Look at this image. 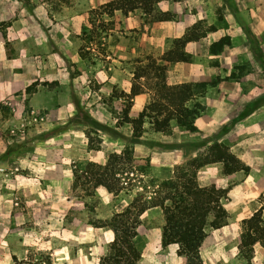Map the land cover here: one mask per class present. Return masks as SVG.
<instances>
[{
	"label": "rangeland",
	"instance_id": "374dc122",
	"mask_svg": "<svg viewBox=\"0 0 264 264\" xmlns=\"http://www.w3.org/2000/svg\"><path fill=\"white\" fill-rule=\"evenodd\" d=\"M46 1L56 12H62V18L65 17L64 11L58 7L67 8L68 18L72 13L77 42L74 58L67 64L69 84L66 89L56 88L53 99L58 103L66 97L74 104V116L65 126L75 121L85 124V136H90L92 145L105 140L102 155L105 158L111 153H121L128 145L133 150L136 143H146L157 147V158L161 159L165 151V143L161 141L172 134L171 125L183 128L176 118L184 109L197 113L199 118L205 111L199 98L209 89L219 88L218 92H221L223 87L229 90L230 83L235 82V90L247 92L250 87L247 78L256 75L249 63L240 58L237 63L234 62L233 54L227 51L231 49L229 38L217 35L216 26L200 19L201 16L214 17L220 33H226V8L222 0H111L100 5L86 4L82 0ZM130 13L132 20H128ZM177 31L180 35H176ZM223 38L229 45L224 46L220 53L211 54V45ZM10 49V44L6 43L8 57L13 54ZM252 59L257 61L254 57ZM258 59L264 60V54ZM179 65L181 67H177ZM197 67L203 72L205 67L209 68L212 78L205 82H190L188 77ZM257 75L264 76V70L261 69ZM181 76L186 77L185 82L179 81ZM201 83L209 84L201 95H194L202 90L196 87ZM34 88L35 84L26 90V94H31ZM136 98L138 104H135ZM3 106L7 109V123L4 120L0 124H7L1 133L4 144H9L6 151L14 149L15 141L19 139V144H23L25 135L22 129L26 124H35L33 118L39 120L38 124L46 123L41 112L32 114V108L23 107V104L19 107L13 101L6 100ZM237 120L240 122L241 116ZM55 130L57 128L48 133L42 132L38 137L35 155L40 163L35 167L36 172L42 173L45 167L43 162L54 157L59 160L65 157L73 159L72 170L80 171L84 163L79 152L81 149L71 156L69 150L52 139ZM114 134L123 139L118 140L116 146L108 139ZM133 160L137 175L127 195H133L135 208L147 206L150 196L154 203L161 202L168 182L142 174L140 167L149 162L148 158L136 159L133 156ZM203 162L221 163L222 172L226 175L237 174L241 177L249 171L225 145L217 142L209 147L205 155L194 160L195 164ZM188 164L175 168L173 176L192 174L194 171ZM4 168L0 174L6 178L5 182L9 181L10 195L0 197V264H98V261L95 263L89 259L104 253L103 259L108 254L111 242L106 243V249L95 248L90 242L84 247L73 245V248H68L70 251H65L67 243L73 238L72 232H80L86 223L93 226L105 223L94 217L96 203L92 199L93 191H83L81 187L72 189L69 194L71 209L68 214L58 215L55 211L58 205L50 193H46L43 181H33L32 184L25 182L32 193L19 194L13 190L17 186L14 176L24 171L15 169L11 164ZM238 185L234 181L228 187ZM209 189L216 195L217 201L214 200L215 205H212L215 206L217 219L213 224L209 216L201 221L204 239L213 232L211 230L227 224L231 226L228 231L223 230L218 237H214L215 244L210 249H201L203 239L192 256L187 255L181 245L174 247L176 253L189 256L190 262L187 264H264V195L256 199L257 211L253 214L256 225L253 224L252 228L259 231L251 233L248 223L251 218L236 222L227 214L224 207L229 198L227 190L219 185ZM84 199H87V203L83 207ZM140 221V217L136 216V224H140ZM161 222L163 230V215ZM87 230L89 237L94 231ZM169 245L162 243L164 249ZM135 248L139 253L137 264H141L142 244L139 242Z\"/></svg>",
	"mask_w": 264,
	"mask_h": 264
},
{
	"label": "crops",
	"instance_id": "0c3cea01",
	"mask_svg": "<svg viewBox=\"0 0 264 264\" xmlns=\"http://www.w3.org/2000/svg\"><path fill=\"white\" fill-rule=\"evenodd\" d=\"M82 1L100 5L111 0ZM222 1L226 8V33H220L214 17L201 16L200 19L216 26L217 35L229 38L231 49L228 48L227 51L233 54L235 63L240 58L251 65L256 75L247 78L250 83L248 91L240 93L235 90V82L230 83L229 90L223 87L221 92H218L219 88L209 89L199 98L205 111L195 120L196 132L187 133L183 128L171 125L172 134L165 136L161 141L165 143L161 159L157 158V147L146 143H136L133 146V156L136 159H149V177L167 181L173 179L175 168L205 155L214 142L225 145L239 162L248 168V173L241 177L237 174L226 175L222 172L221 163H211L196 171L195 183L200 189L219 185L227 190L229 198L224 206L227 214L236 222H241L253 216L257 211L256 199L264 195V76L257 75L261 69L264 70V60L258 59L264 54V0ZM58 9L64 11V18L60 15L62 12H56L46 0H0V123L4 120L7 123V109L3 106L6 100L13 101L19 107L23 104V107L32 108V114L41 112L46 120L44 124H38L39 120L34 121L35 124H26L22 129L25 135L23 144H19L21 139L15 141V148L10 151H6L9 144H4L1 134L7 124H0V171L4 172V167L8 164L24 171L14 176L17 186L13 187V190L19 194L32 193L27 185L33 181H43L46 193L49 192L58 205L55 211L61 215L68 214L72 207L69 194L73 189V159L65 157L59 160L54 157L45 160L43 172H36L35 167L40 163L35 155L39 135L57 128L51 135L52 139L69 150L71 156L81 149L79 152L81 160L84 161L83 168L88 162L103 165L107 157L102 156L105 140L102 142V149H87L85 124L75 121L65 126L69 118L74 116V104L66 97L63 102L58 103L53 99L56 88L66 89L69 84L67 64L74 58L77 49L72 13L68 18L67 8L60 6ZM131 17L130 13L128 20H132ZM176 35L180 33L177 31ZM6 43L11 46V57L7 56ZM247 54L253 55L250 57ZM252 56L257 61H253ZM206 67L204 72L200 67L195 68L188 77L189 81H209L212 76ZM185 79V76L179 77L181 83L185 82ZM33 84V92L26 94V90ZM51 84H54L53 87H49ZM138 103L136 98L135 104ZM18 110L20 111L19 108ZM86 115L89 117L90 114ZM239 116L240 122L236 121ZM94 119L99 121L97 117ZM26 121L28 122L27 119ZM228 123L231 126H227ZM57 137L61 139L58 140ZM108 139L112 140L115 146L118 140H123L116 134ZM2 175L0 174V197L6 198L10 195L9 181L5 182L6 178ZM28 181L29 183L25 184ZM234 181L240 185L229 188L228 184ZM92 199L96 203L94 217L99 222H105V225H82L80 232H72L73 238L67 243L65 251H70L73 245L84 247L90 242L95 248L106 249V243L113 241V232L106 224L107 221H110L114 214L129 208L134 200L131 194L121 193L113 196L103 187L94 190ZM85 201L87 199L83 200V207L87 203ZM162 215L160 207H150L140 216L141 223L136 229L134 243L136 247L139 242L142 244L141 264H187V257L176 253L177 249L174 247L177 244L169 245L165 249L162 247ZM212 219L213 216L210 215L209 221ZM230 226L227 224L211 230L213 232L207 234L201 249H210V246L215 244L214 237H218L223 230L228 231ZM87 229L94 231L89 237L90 232ZM74 237L77 239L74 240ZM103 256L104 253H101L96 258L88 259L97 263Z\"/></svg>",
	"mask_w": 264,
	"mask_h": 264
},
{
	"label": "trees",
	"instance_id": "16d2710c",
	"mask_svg": "<svg viewBox=\"0 0 264 264\" xmlns=\"http://www.w3.org/2000/svg\"><path fill=\"white\" fill-rule=\"evenodd\" d=\"M228 45L224 38L221 39L219 42L211 45V54L216 55L220 53L223 47ZM208 84H198L196 87H201L202 90L194 95H201ZM197 107L201 108L199 104H197ZM197 117V113L184 109L182 114L176 119L179 126L183 127L187 132L193 133L197 131L194 125ZM87 119L89 121V118ZM138 137H140V134ZM87 140L89 150L98 151L101 149V141L97 142L98 144L94 146L89 135L87 136ZM133 161V150L128 145L121 153L109 154L104 165L88 162L82 170H73V189L81 187L83 191L93 193L95 189L103 187L114 196H118L123 192L127 194L132 190V182L135 181L134 176L137 175ZM207 164H210V162L195 164L194 160L190 161L188 166L194 172L192 174H181L177 177L173 176V180H167L166 183L168 182L167 184L169 185L165 184L167 189L165 190L164 197L161 198V202L154 203L153 198L150 196L148 202H146L147 206H140L136 209V200H134L125 211L115 214L106 223L113 232V241L110 244L108 254L103 259H100L98 264H137L139 253L134 245V237L139 224H136V216L140 217L150 207H160L162 209L165 219V229H163L162 234L163 245H181L184 252L192 256L204 239L201 221L210 215L213 216L211 220L212 224L217 219L214 210L215 206L212 205H215L214 200H216V197L214 196L216 195L210 189L198 188L195 183L196 171ZM140 170L142 174L149 175V162L146 161L140 167ZM134 210H136V213H134ZM254 218L255 215L248 222L251 233L259 231H255L254 227L252 228L253 224L256 225V219ZM189 256H187L188 263L190 262Z\"/></svg>",
	"mask_w": 264,
	"mask_h": 264
},
{
	"label": "built area",
	"instance_id": "2783aa9c",
	"mask_svg": "<svg viewBox=\"0 0 264 264\" xmlns=\"http://www.w3.org/2000/svg\"><path fill=\"white\" fill-rule=\"evenodd\" d=\"M12 109L14 110V108H12ZM33 121L37 122V121H38V119H37V118H33Z\"/></svg>",
	"mask_w": 264,
	"mask_h": 264
}]
</instances>
